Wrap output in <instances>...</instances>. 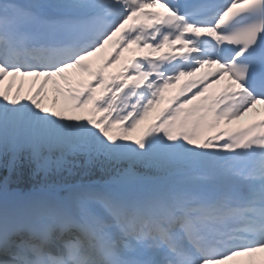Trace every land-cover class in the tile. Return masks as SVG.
Instances as JSON below:
<instances>
[{
    "label": "bare ground",
    "instance_id": "6f19581e",
    "mask_svg": "<svg viewBox=\"0 0 264 264\" xmlns=\"http://www.w3.org/2000/svg\"><path fill=\"white\" fill-rule=\"evenodd\" d=\"M15 1L19 7H23V4H21L19 0H15ZM63 1L64 2L65 1L73 2V0H62L61 2H63ZM0 3L6 4L7 0H0ZM2 63H4L6 66L12 65L11 62L10 63L9 62H2ZM116 63H118V57H116L114 60L110 61L108 63V65H114ZM53 69L55 70V68H53ZM32 72L37 73L36 71H32ZM49 72H50V70H49ZM60 74H61V76H66L68 74V70H56L54 72H51V75H54L51 78L59 79L60 77H55V75L60 76ZM88 78L86 79V77H82L83 80L81 82L85 83L87 80H89ZM12 79H15V81L19 80L21 82V85L19 86V89L17 91H9L8 90L9 82ZM50 82L51 81L47 80V76H43V75H39V74H23L22 72H17V73L11 72L10 74H8L7 79L4 82L0 81V93H1L0 98H2V102H0V115L3 113V110L5 109V107L7 105L10 104V105L15 106L16 103L19 104V102H20V103H24V106H26V104L30 105V104L37 103L36 108H35V114H36V116H39L41 114L42 107L47 106L50 103V101H47V100H49V97H45V99H42V97L45 95V92H47V93L50 92L51 95L54 96V98H52V100L56 101L58 104H61L59 102L58 96H56L55 94H57L58 92L62 94L66 90V87L64 85H60L57 89L52 90L51 88H54V87L51 85ZM47 84H49L48 85L49 88L47 89V87H46L45 92L41 91V88L45 87ZM62 96H63V99L67 100L64 97V95H62ZM176 101L177 100L175 99L174 102H176ZM198 104H199V102H197V105ZM50 110L55 117H57L61 111L60 107H58L56 105L53 106ZM197 111H198V109L196 110L194 103H192V105L188 107V114H196ZM12 114L13 113L9 112V115H12ZM226 147H227L228 152L231 153L232 147L228 146V145H226ZM210 151H212L211 147H209L207 149V154H206L207 156H209ZM225 157H227V155H225ZM203 161L208 162V160H205V159ZM236 170H237L236 166H234L233 169H229V171L233 177L231 179L222 180V183H220V184L218 182H216L212 185H209L210 188H212V189H217V188L226 189L228 186L234 184L235 182H232L231 180L236 176ZM32 200H33V202L30 203L29 209H27V210H30L35 205L33 212L34 213L41 212L37 215H45L47 217H49L50 215H53L52 213L54 211V207L49 206L46 211H43V206H45V204L42 203V201H37V199L36 200L32 199ZM93 207L98 212V214L100 215V219H104L106 217V215L108 214V210L105 207H100L97 204H94ZM24 211L25 210H23L21 208L15 209L14 207H11V213L9 215L11 217L13 216L14 218H17V217L23 216ZM217 211H219V209H217ZM93 213H95V212L90 211V214H93ZM33 215H35V214H31V213L25 211V216H33ZM37 215H35V217ZM35 222L40 223L41 220L38 218H36V220H35V218H34V223ZM17 226L18 225L15 224V227H17ZM60 228H61V224L59 223V225H57V229H60ZM124 247H122L120 249L122 252H124L126 250V249H124ZM79 252L81 255H84L86 257L88 255L87 254L88 248L83 247L79 250ZM23 258L25 259V257H23ZM86 261H87L86 264H92L89 262L90 260H86ZM26 263H27V261H25L24 264H26ZM77 263L83 264V262L80 263L79 261H77ZM20 264H23V263H20ZM64 264H66V263H64Z\"/></svg>",
    "mask_w": 264,
    "mask_h": 264
},
{
    "label": "rangeland",
    "instance_id": "374dc122",
    "mask_svg": "<svg viewBox=\"0 0 264 264\" xmlns=\"http://www.w3.org/2000/svg\"><path fill=\"white\" fill-rule=\"evenodd\" d=\"M8 111H9V109L7 108V110L0 115V130H4L5 133H8L9 136H12L14 126L16 124H19L21 127V131H24L25 136L27 135V137H28L29 133L27 130L29 129L30 123H28L26 125L25 122H26L27 118L24 115V111L19 109L16 113H14L11 116H9ZM58 127L61 128L60 126H58ZM61 129L63 130V128H61ZM205 135L207 136V132ZM29 137H32V136H29ZM48 137H49V134H48ZM203 151H205V150H203ZM195 182H196V180H190V181H188V184H194ZM83 196L96 198L102 203H104L103 201L105 200V197H106V195L104 193H98L95 190H93L92 188L85 189ZM105 203H106V201H105Z\"/></svg>",
    "mask_w": 264,
    "mask_h": 264
},
{
    "label": "trees",
    "instance_id": "16d2710c",
    "mask_svg": "<svg viewBox=\"0 0 264 264\" xmlns=\"http://www.w3.org/2000/svg\"><path fill=\"white\" fill-rule=\"evenodd\" d=\"M142 159H143V156H142V154H140V153H138L137 155L134 156L135 165H136L137 167H140V166H141V161H142ZM112 162H113V161H111V160H99V162H98V164H97V166H98L97 169H98L99 171H102V172H103V170H106V169H111V170L113 171L114 168H115V166H113V163H112ZM80 164H81V165H85L86 162H81V161L79 162V161L74 160V165H75V167H77V165H80ZM120 170H121V169H118V171H120ZM4 172H7V167H5ZM4 172H1L0 175H5ZM16 172H17V171L15 170V168L12 169V172H11L12 176L21 177V179H22L23 177H25V179L28 178V176H27L28 173H25V172H23V171H21V172H19V173H16ZM85 172H86V173H90V174H92V173H95L96 170H95L94 168H91L90 166H88ZM76 174H77V172H74L73 174L68 175V178H73V177L76 178V177H75Z\"/></svg>",
    "mask_w": 264,
    "mask_h": 264
}]
</instances>
